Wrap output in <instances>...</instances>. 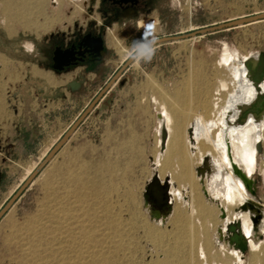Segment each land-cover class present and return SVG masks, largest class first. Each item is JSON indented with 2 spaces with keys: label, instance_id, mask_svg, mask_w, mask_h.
<instances>
[{
  "label": "rangeland",
  "instance_id": "obj_1",
  "mask_svg": "<svg viewBox=\"0 0 264 264\" xmlns=\"http://www.w3.org/2000/svg\"><path fill=\"white\" fill-rule=\"evenodd\" d=\"M60 1L43 0L33 14L34 22L23 27L17 20L6 18L0 0V108L4 109L14 98L27 99L30 104L24 106L23 112L34 119L32 113L37 112L40 116L36 121L44 123L39 125L31 146L23 147L20 153L3 154L0 210L105 90L51 161L0 217V264H229L234 258L226 248L211 243L214 227L220 221L219 208L205 206L201 197L202 204L200 200L196 204L200 209L195 208L192 213L186 205L177 206L180 216L175 223L160 225L155 215L143 216L141 191L152 173L156 150L158 104L153 98L170 99L182 90L185 98L194 102L202 97L203 88L218 83L217 62L224 49L240 56L264 51V19L200 31L263 13L264 0H160L145 14L121 11L115 18L103 21L107 26L103 30L106 65L91 85L85 80L94 74L90 68L78 67L54 77L51 71L39 70L31 61L35 54L34 36L70 33L75 27L94 23L93 18L103 19L101 0H79L77 5L72 0ZM77 76L86 84L72 91L67 81ZM20 86H24L23 91L17 90ZM7 113L13 114V110L8 107ZM27 134L29 131L23 130L20 136L25 138ZM262 146L251 176L255 180L253 195L264 209ZM7 150L17 151L19 147ZM195 194H199L198 185ZM261 220L256 219V227ZM81 228H93L89 241L82 236ZM258 236L257 232L254 237L260 240ZM95 247L102 251L101 258L96 256L99 252ZM261 247L254 253L264 254V244Z\"/></svg>",
  "mask_w": 264,
  "mask_h": 264
},
{
  "label": "bare ground",
  "instance_id": "obj_2",
  "mask_svg": "<svg viewBox=\"0 0 264 264\" xmlns=\"http://www.w3.org/2000/svg\"><path fill=\"white\" fill-rule=\"evenodd\" d=\"M2 2L6 18L10 17L17 20L23 27H28L34 22L33 14L41 6L43 0H2ZM217 66L219 68L218 83H215L211 88L208 86L205 90L203 88L200 99H197L196 96L197 100L190 102L192 100L185 98V92H181L182 90L173 93L174 97L170 99L165 98L157 101L153 98V102L158 104L155 129L156 150L152 159V173L141 191V200L143 201V205H141L145 207V211H139L143 213V216H148L151 211L155 215L157 224L164 225L172 221L175 223V220L177 221L180 216L178 210L176 211L177 206L186 205L192 213L195 208L196 211L200 209L197 206H200L201 199H204V202L207 203L205 206L219 208L218 218L220 221L214 227L213 242L211 241V243L222 248L225 247L227 253L234 258L232 264H239L242 251L236 247L238 241H243L247 248L252 250H257L261 243L254 239L255 223L260 211L264 215V209L249 188L253 186L252 180L254 181V179L251 172L255 167L257 154L264 144V51L240 56L224 49ZM223 71L224 74H222ZM175 89L177 90V88ZM262 159L264 161V156ZM50 161L51 159L48 162ZM238 170L249 179V187H246ZM153 175L157 178L159 186H166V189L160 193L157 191L155 196L150 192L144 197L143 191ZM195 185L199 187V194H195ZM156 197L161 200L157 201ZM200 197L201 199H199ZM197 200H200L201 203ZM197 203L200 205H196ZM231 206H233L232 209ZM104 210L106 214V208ZM221 210L224 211L223 217H221ZM52 217L55 216L52 215ZM99 221L101 223L100 219ZM68 222L71 226L72 220ZM84 228L80 229L81 234L89 241L90 233L93 231L90 229L93 228L86 230ZM258 228L264 229V216ZM92 243L94 242L92 241ZM102 243L101 241L100 244ZM104 245H106L105 242ZM116 245L118 246L117 243ZM115 250L117 249L115 248ZM96 253L99 258L103 255L102 251ZM79 254H84V252H79ZM104 260L106 262V259Z\"/></svg>",
  "mask_w": 264,
  "mask_h": 264
},
{
  "label": "flooded vegetation",
  "instance_id": "obj_3",
  "mask_svg": "<svg viewBox=\"0 0 264 264\" xmlns=\"http://www.w3.org/2000/svg\"><path fill=\"white\" fill-rule=\"evenodd\" d=\"M78 2L79 0L77 2L76 0L71 1L75 5ZM159 2L160 0H101V5L104 9V16L101 21L93 18L94 23H86L85 25H80V27H75L70 33L49 32L44 33L41 37L34 36L35 54L31 61L39 70L44 72L51 71L54 77L68 74L78 67L84 70L90 68L94 74L92 77H85V80H88L91 85L98 80L106 65L104 57L107 46L103 30L107 26L103 21L115 18L119 12L124 10H129L131 14L139 15L151 12L154 9L153 5H157ZM54 5L57 4L54 3ZM160 8L158 6V11H160ZM96 37H101L102 39L100 54H96L94 50L96 46L94 44H91V46L86 44V40L92 42V39ZM56 49H59L61 53L65 51L71 52L67 57L62 56L59 58L61 68L54 67ZM78 77L80 76L67 81V87L72 91L79 90L86 84L85 80H81ZM101 99L102 97L99 98V100Z\"/></svg>",
  "mask_w": 264,
  "mask_h": 264
},
{
  "label": "crops",
  "instance_id": "obj_4",
  "mask_svg": "<svg viewBox=\"0 0 264 264\" xmlns=\"http://www.w3.org/2000/svg\"><path fill=\"white\" fill-rule=\"evenodd\" d=\"M141 24H144V22H141ZM23 89L24 86H20L17 88V90L20 91H23ZM27 104H30V102H28L27 99L14 98L12 100H9V103H7L4 109L0 108V169L2 165L1 162L5 161L3 154L10 155L11 153L14 154V152L20 153L24 151L23 147L31 146L34 138H36V131L39 130V125L43 123L42 120H40L41 123L36 121L40 116L37 112H36L37 115H33L34 113H32V116H36V119H34V117L29 118L28 116H26V114L23 111L25 109L24 106ZM17 106H20L21 108ZM8 107H10L11 110H13V114L7 113ZM23 130L29 131V134H27L25 138H22L20 136V133ZM11 134H15V135H11ZM9 135H11L12 137L11 136L8 137ZM7 147L10 148L19 147L20 151L19 150L9 151L7 150ZM27 154L30 155V152H28ZM18 159H20V157ZM261 215H262V211H260L258 217L260 218V220L262 218ZM257 232L259 234L258 237L260 238V240L257 239V241L261 242L259 244V247L257 248V250H252L248 247L246 248L245 251L241 252V261L239 262V264H264V257H262L264 256V254L262 253L261 255L260 252L254 253V251H259L260 249H262L261 246H263L264 244L262 243L264 241V229L261 231L259 230L258 227H256L255 234ZM254 239L256 240L255 237ZM221 255L223 256V254ZM230 263L232 264V259L230 260L229 264Z\"/></svg>",
  "mask_w": 264,
  "mask_h": 264
},
{
  "label": "water",
  "instance_id": "obj_5",
  "mask_svg": "<svg viewBox=\"0 0 264 264\" xmlns=\"http://www.w3.org/2000/svg\"><path fill=\"white\" fill-rule=\"evenodd\" d=\"M264 19V12L263 13H257L251 16H247V17H242V18H238V19H233L229 22L220 24L218 26L215 27H209V28H205L202 29L200 31H208V30H212V29H219V28H225V27H231V26H236V25H240V24H246V23H251L254 21H258V20H262ZM86 40V39H85ZM102 39L101 37H96L94 39H92V42H90L89 40H86V44L91 46V44H94L96 47L94 48V50L96 51V54H100L99 51L102 49V45H101ZM144 47H142L143 49ZM140 51V50H139ZM138 52V51H137ZM137 52L128 59V61H126L125 65L120 69L123 70L128 64L129 62L135 57V55H137ZM69 54H71L70 51H65L64 53H61L59 51V49H56L55 51V56H54V67L57 68H61L60 63H59V58L60 57H67ZM107 87V86H106ZM73 88V87H72ZM105 90V89H104ZM103 90V91H104ZM103 91H101L98 96L94 99V101L85 109V111L82 113V115L79 117V119L73 123V125H71V127L66 131V133L61 137V139L52 147V149L47 153V155L44 157V159L39 163V165L36 167V169L31 173L30 177L25 181L24 185L17 191V193L15 195H13L8 201L7 203H5V205L3 206V208L0 210V217L7 211V209H9V207L12 205L13 201L15 200V198L17 197V195H19V193L21 192V190L26 186V184L31 181V179L33 177H35V175L42 169V167L44 165L47 164V162L49 161V159H51V157H53V155L56 153V151L63 145V143L68 139L70 133L73 131V129L77 126V124L79 123V121L88 113V111L91 109L92 105L97 101V99H99V97H101V95L103 94ZM238 173L240 175V177L243 179L246 187H249V179H247L244 175H242L241 172ZM253 185L255 183V180L253 181ZM166 189V186L162 187L159 186V182L157 180V178L155 177V175L152 176L151 180L147 183L144 191H143V196L146 197L148 195V193L151 192V194L153 196H155L156 192L158 191L160 193V191H164ZM250 192L253 194L254 191L252 189V187L249 188ZM156 200L159 201L161 200V198H157ZM151 214H153L150 211ZM224 216V211L221 210V217ZM236 247L237 249H239L240 251H245L247 248L246 243H244L243 241H238L236 243Z\"/></svg>",
  "mask_w": 264,
  "mask_h": 264
}]
</instances>
